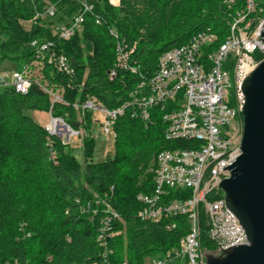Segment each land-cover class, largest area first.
Segmentation results:
<instances>
[{
  "label": "trees",
  "instance_id": "16d2710c",
  "mask_svg": "<svg viewBox=\"0 0 264 264\" xmlns=\"http://www.w3.org/2000/svg\"><path fill=\"white\" fill-rule=\"evenodd\" d=\"M95 3L105 23L97 25L88 16L83 29L64 40L54 33L52 24L76 13V2L0 0V65L11 61L15 69H22L35 60L33 41H52L56 50L69 57L74 74L57 72L46 64L42 81L54 89L63 88L65 103H54L52 115L62 116L73 126L79 123L74 102L91 95L108 108L124 105L141 75L153 76L164 52L189 43L199 32L212 31L217 35L213 47L221 44L246 0ZM49 4L57 5V18L42 19L29 28L23 24ZM110 28L117 31L118 39ZM118 40L136 44L132 59L138 73L118 69L111 79ZM51 106L49 93L36 83L27 94L12 87L0 90V264H105L106 252L111 264H144L147 257L176 250L189 231L187 216L157 223L138 217L142 204L137 196L151 193L155 186L158 153L174 147L165 138L167 123L161 107L153 109L148 125L132 116L133 108L128 107L115 125V153L94 162L92 135L81 139L80 159L70 145L50 137L45 126L26 113L49 112ZM92 116V112L85 114L89 130ZM171 194L178 196L176 191ZM106 205L120 218L111 221L105 247L99 233ZM201 224L203 248L215 251L204 212Z\"/></svg>",
  "mask_w": 264,
  "mask_h": 264
},
{
  "label": "built area",
  "instance_id": "2783aa9c",
  "mask_svg": "<svg viewBox=\"0 0 264 264\" xmlns=\"http://www.w3.org/2000/svg\"><path fill=\"white\" fill-rule=\"evenodd\" d=\"M71 1L78 4L77 12L66 21L52 24L54 33L61 39H70L80 32L88 16L93 17L97 25L105 23L103 16L96 12L95 0ZM57 11L56 4H49L28 23L31 26L42 19H55ZM263 30L264 0H246L221 44L213 47L217 35L208 30L196 34L189 43L164 52L153 76L141 75L140 82L130 91L129 100L124 105L108 108L91 95L74 102L79 120L77 126L69 124L62 116L52 115L54 103H65L64 90L62 87L54 89L47 81H42L45 65L60 73L74 74L71 60L56 50L52 41L35 40L31 43L36 50L32 64L11 72L0 71V90L12 87L20 94H27L36 83L49 93L52 106L47 112L49 120L45 129L50 137H58L66 145H70L74 137L82 139L93 134V128L89 130L86 127L87 112L102 113V132L113 135L115 139L116 122L128 107L133 108L132 116L140 118L146 125L152 122L153 109L161 107L167 123L165 138L174 142V147L158 153L155 186L151 193L137 196L142 204L138 217L156 223L179 215L189 219V231L180 240L179 247L154 257L152 264H207L208 254H220L248 243L243 226L226 204L220 184L230 177L229 166L241 154L245 102L242 83L264 60ZM110 32L118 39L116 30L110 28ZM135 51L136 44L117 41L116 62L109 73L111 79L118 69L138 73L132 59ZM233 86L235 92L230 99ZM50 147L54 157L52 144ZM171 191L177 192V198H172ZM186 193L189 197H185ZM211 195L215 197L210 198ZM106 206L107 215L102 220L99 233L100 244L105 247L111 221L120 218L110 205ZM202 212L207 217L209 237L217 245L215 251L209 252L202 246ZM104 261L111 264L107 252Z\"/></svg>",
  "mask_w": 264,
  "mask_h": 264
},
{
  "label": "water",
  "instance_id": "95a60500",
  "mask_svg": "<svg viewBox=\"0 0 264 264\" xmlns=\"http://www.w3.org/2000/svg\"><path fill=\"white\" fill-rule=\"evenodd\" d=\"M264 40V30L262 32ZM241 154L229 166L231 175L220 187L227 206L243 226L248 243L231 247L207 264H264V60L242 83Z\"/></svg>",
  "mask_w": 264,
  "mask_h": 264
},
{
  "label": "rangeland",
  "instance_id": "374dc122",
  "mask_svg": "<svg viewBox=\"0 0 264 264\" xmlns=\"http://www.w3.org/2000/svg\"><path fill=\"white\" fill-rule=\"evenodd\" d=\"M112 3L116 4V0H110ZM23 24L29 28L30 27V23L27 22H23ZM15 63L11 62V61H5L3 64L0 65V71L1 72H11L12 70L15 69ZM234 92H235V88L233 86V88L230 89V93L232 94V96H229L230 99H233L234 96ZM27 115L31 116L32 118H34L38 123H40L41 125L45 126L49 120V115L47 112H43V111H38V110H28ZM103 114L100 112H95L93 114V123H92V128H93V138L95 139V148H94V156H93V161L94 162H101L104 161L107 158V155H113L115 153V139L113 137V135H105L102 132L101 129V121H103ZM98 120V121H97ZM71 148L74 150V153L76 154V156L78 158L81 159L82 156V140L74 137L71 139V144H70ZM211 255H216L218 256V254H209ZM153 258L154 257H147L145 259V262L151 263L153 262ZM97 264V263H96Z\"/></svg>",
  "mask_w": 264,
  "mask_h": 264
},
{
  "label": "crops",
  "instance_id": "0c3cea01",
  "mask_svg": "<svg viewBox=\"0 0 264 264\" xmlns=\"http://www.w3.org/2000/svg\"><path fill=\"white\" fill-rule=\"evenodd\" d=\"M119 3V0H116V4H118Z\"/></svg>",
  "mask_w": 264,
  "mask_h": 264
}]
</instances>
